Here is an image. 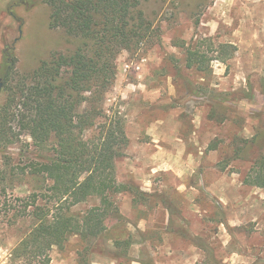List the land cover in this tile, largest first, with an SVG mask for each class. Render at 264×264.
Returning <instances> with one entry per match:
<instances>
[{"label":"rangeland","instance_id":"374dc122","mask_svg":"<svg viewBox=\"0 0 264 264\" xmlns=\"http://www.w3.org/2000/svg\"><path fill=\"white\" fill-rule=\"evenodd\" d=\"M139 1L151 37L119 53L104 98V108L124 121L127 140L116 160L124 189L100 236L67 231L96 200L62 211L51 264H264V0ZM50 14L41 0H0V65L9 49L14 60L7 81L0 76V106L53 55L69 58L83 47V38L51 28ZM197 41L210 54L217 48L209 71L186 67L184 50ZM2 122L6 264L29 223L13 212L32 194L54 210L65 191L36 173L52 145H37L12 115ZM93 133L86 130L83 140Z\"/></svg>","mask_w":264,"mask_h":264},{"label":"trees","instance_id":"16d2710c","mask_svg":"<svg viewBox=\"0 0 264 264\" xmlns=\"http://www.w3.org/2000/svg\"><path fill=\"white\" fill-rule=\"evenodd\" d=\"M41 1L51 8L50 27L63 28L68 35L83 38L84 44L69 58L53 55L34 72L27 88L9 90L0 106V138L8 135L2 120L6 122L12 115L37 145L51 144L54 154L35 168L36 173L52 178L65 195L56 199L52 210L37 204V195L32 194L30 201L22 202L19 214L13 212L29 223L11 248L6 264H51L50 251L59 245L62 211L70 206L97 201L70 224L69 233L83 239L106 230L114 196L124 189L117 181L116 160L123 155L127 139L123 118L118 111L104 108V98L114 84L119 53L151 37L149 23L138 8L139 0ZM229 45L233 54L234 46ZM213 49L210 54L199 41L190 43L184 50L186 67L209 71L217 52ZM13 64L9 49L0 65L3 81H7ZM64 68L70 69L66 75L62 74ZM91 101L93 104L87 106ZM89 129L94 132L93 139L84 141V132ZM259 171L264 175V158ZM9 211L0 196V218ZM115 244L122 253L123 244Z\"/></svg>","mask_w":264,"mask_h":264}]
</instances>
